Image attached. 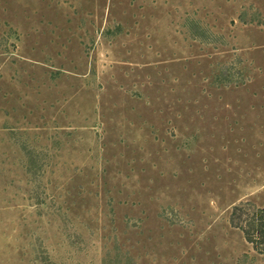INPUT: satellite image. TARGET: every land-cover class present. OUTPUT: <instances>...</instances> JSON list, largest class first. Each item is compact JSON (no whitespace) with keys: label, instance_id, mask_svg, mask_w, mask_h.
Listing matches in <instances>:
<instances>
[{"label":"rangeland","instance_id":"obj_1","mask_svg":"<svg viewBox=\"0 0 264 264\" xmlns=\"http://www.w3.org/2000/svg\"><path fill=\"white\" fill-rule=\"evenodd\" d=\"M245 204L264 0H0V264H264Z\"/></svg>","mask_w":264,"mask_h":264},{"label":"trees","instance_id":"obj_2","mask_svg":"<svg viewBox=\"0 0 264 264\" xmlns=\"http://www.w3.org/2000/svg\"><path fill=\"white\" fill-rule=\"evenodd\" d=\"M233 215L238 220L245 240L259 253L264 252V208L248 207V204L235 206ZM237 216V217H236Z\"/></svg>","mask_w":264,"mask_h":264}]
</instances>
